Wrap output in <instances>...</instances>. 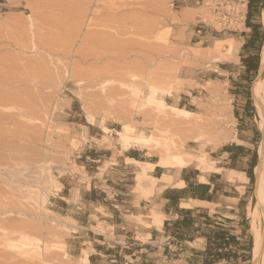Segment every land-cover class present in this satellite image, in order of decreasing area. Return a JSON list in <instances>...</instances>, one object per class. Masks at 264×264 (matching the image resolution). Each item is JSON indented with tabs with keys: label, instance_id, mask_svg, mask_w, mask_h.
<instances>
[{
	"label": "rangeland",
	"instance_id": "374dc122",
	"mask_svg": "<svg viewBox=\"0 0 264 264\" xmlns=\"http://www.w3.org/2000/svg\"><path fill=\"white\" fill-rule=\"evenodd\" d=\"M263 13L254 20L264 33ZM246 16L225 27L212 0H0V264H88L93 234L108 245L125 241L116 237L121 222L152 226L121 217L142 198L137 173L152 165L129 163L128 151L160 160L165 147L204 149L217 160L237 130L232 79L246 82L257 129L252 89L262 77L246 71L235 39L250 33ZM230 38L237 59H221L217 41ZM151 80L157 98L189 107V123H169L148 102ZM124 126L156 143L125 150ZM93 189L96 203L87 198Z\"/></svg>",
	"mask_w": 264,
	"mask_h": 264
},
{
	"label": "crops",
	"instance_id": "0c3cea01",
	"mask_svg": "<svg viewBox=\"0 0 264 264\" xmlns=\"http://www.w3.org/2000/svg\"><path fill=\"white\" fill-rule=\"evenodd\" d=\"M260 8L257 6L252 11V23H258L254 19L260 13ZM246 20L243 32L250 33L236 35L235 39L239 40L240 49L248 56L253 51L243 48L251 38L252 30L247 27ZM232 82L237 130L232 142L221 147L220 157L213 161L222 172H202L196 165L178 168L156 165L150 172L159 181L154 194L149 200L141 198L137 204L127 206L126 214L122 213L121 217H143L145 222L151 224L149 216L155 211L163 214V227L158 229L155 225L148 227L121 222L125 224L120 225L121 231L116 233V237L124 238L125 241L118 239L108 245H100L103 235H94L90 231L95 241L91 243L93 251L89 254L90 264H205L206 256H213L216 233L233 236L243 249L240 254L251 257L248 263L254 259L249 208L256 202L255 194L249 191V171L256 156L254 173L259 162L256 149L258 143L254 142V138L260 132L252 127V111L249 98L245 95L246 82H240L239 79H232ZM189 102V106H194V103ZM180 108L191 111L189 107ZM127 158L152 164L159 161L146 159V153L136 149L128 151ZM230 171L234 172L232 179ZM202 176L206 179L204 183L200 181ZM244 178L245 183L242 181ZM180 184H184V187L180 188ZM183 201L191 202L192 207L183 208ZM250 239L252 247L247 251Z\"/></svg>",
	"mask_w": 264,
	"mask_h": 264
},
{
	"label": "bare ground",
	"instance_id": "6f19581e",
	"mask_svg": "<svg viewBox=\"0 0 264 264\" xmlns=\"http://www.w3.org/2000/svg\"><path fill=\"white\" fill-rule=\"evenodd\" d=\"M227 41H228L227 45H222L224 41L218 40L216 48L214 50L220 54L222 53L221 52L222 49L225 50V53L223 54V56H221V59L236 60L237 54H238V45L235 42V40L232 38L228 39ZM261 63H262V68H263V75L261 79L255 82L253 86V91H252L253 98L256 102V105L258 106L257 121L255 120L256 128L262 134V140L258 147L259 162L255 169V175L257 176V182L255 185H256L258 197H257V201L255 205L249 208V217L251 221V233L253 235V240H254V244H253L254 262L253 264H264V246H263V239H264V228H263V223H264V47H263ZM149 82L151 84L150 85V89H151L153 85V80ZM133 88L135 89V87ZM156 92L157 90L151 89L150 94L147 97V100L150 104L157 105L163 111L164 117L169 123H175V125L189 123L190 121L189 119L192 116H194V114L191 111L167 104L166 101L161 100L156 97ZM135 94L136 95L139 94L137 89L134 90V95ZM4 101L5 100H3V102ZM167 110H171L175 114L174 115L173 113L169 114L170 112L167 114ZM109 131H110L109 129L105 128L106 133ZM117 135L119 137V141L122 147L125 150H129L133 145L149 146L150 143H156L155 137L153 138L152 136L136 135L134 129L130 128L129 126H124L122 131L118 132ZM226 135H228V133ZM200 140H202V138L201 139L198 138V140L196 139L195 142L200 143L201 142ZM162 155H163L162 158L156 164H152L148 168H143V171L138 176H136L135 191L139 192L143 199L148 200L154 194L156 187L158 186V183H159L158 179L151 176L150 174V172L154 170L156 165L164 167V168L189 167L192 165H196L198 169L201 170L202 172H208V171H212L216 173L222 172V169L217 167L216 163H213L210 161L208 154L204 151V149L200 151V155L191 156V155H185L182 153H175L173 149H171L170 147L168 148L165 147L164 151L162 152ZM129 163L140 165V163L134 159H129ZM233 175H234V172L230 171V179H232ZM200 181L204 183L206 179L202 176L200 178ZM179 187L180 188L184 187V184H180ZM181 206L183 208H191L192 204L191 202L183 201L181 203ZM152 224L155 225L158 229H161L164 225L163 214L155 212L152 215ZM87 263L89 264V258H87Z\"/></svg>",
	"mask_w": 264,
	"mask_h": 264
},
{
	"label": "trees",
	"instance_id": "16d2710c",
	"mask_svg": "<svg viewBox=\"0 0 264 264\" xmlns=\"http://www.w3.org/2000/svg\"><path fill=\"white\" fill-rule=\"evenodd\" d=\"M248 14L246 25L252 30L251 38L245 44L243 50H251L253 54L243 57V63L245 64L246 71L251 74L257 75L260 69V53L264 43V33L262 30V25L260 23H252V11L255 7L260 6L264 8V0H248ZM256 156V155H255ZM257 156L251 165V170L249 171V178L251 181L254 180L253 168H255ZM93 160H97L96 157ZM98 192L93 189L91 192L87 193V198L89 201L96 203L99 201L97 199ZM111 213L118 216V211L116 209H110ZM216 240L214 241L213 256L207 255L205 258V264H249L251 257L248 255L240 254L241 247L236 243L233 236L216 233ZM248 250H251L252 240L247 242Z\"/></svg>",
	"mask_w": 264,
	"mask_h": 264
},
{
	"label": "built area",
	"instance_id": "2783aa9c",
	"mask_svg": "<svg viewBox=\"0 0 264 264\" xmlns=\"http://www.w3.org/2000/svg\"><path fill=\"white\" fill-rule=\"evenodd\" d=\"M212 8L218 20L225 27L231 26L238 17H245L248 13V0H212Z\"/></svg>",
	"mask_w": 264,
	"mask_h": 264
},
{
	"label": "water",
	"instance_id": "95a60500",
	"mask_svg": "<svg viewBox=\"0 0 264 264\" xmlns=\"http://www.w3.org/2000/svg\"><path fill=\"white\" fill-rule=\"evenodd\" d=\"M262 75H263V68L261 67V69L259 70V73L257 75V79L262 77ZM255 178H256V182H257V176H255ZM263 246H264V239H263Z\"/></svg>",
	"mask_w": 264,
	"mask_h": 264
}]
</instances>
